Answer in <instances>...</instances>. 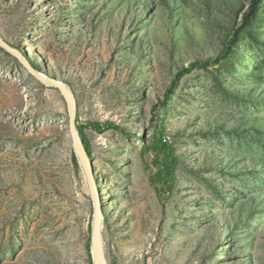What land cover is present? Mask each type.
Instances as JSON below:
<instances>
[{"label": "rangeland", "instance_id": "374dc122", "mask_svg": "<svg viewBox=\"0 0 264 264\" xmlns=\"http://www.w3.org/2000/svg\"><path fill=\"white\" fill-rule=\"evenodd\" d=\"M253 1L0 0L1 35L70 87L80 122L125 131L84 130L108 264H264V0ZM195 61L207 62L172 94ZM160 130L180 159L165 194L144 153ZM74 153L61 89L0 46V264H94L95 203Z\"/></svg>", "mask_w": 264, "mask_h": 264}, {"label": "water", "instance_id": "95a60500", "mask_svg": "<svg viewBox=\"0 0 264 264\" xmlns=\"http://www.w3.org/2000/svg\"><path fill=\"white\" fill-rule=\"evenodd\" d=\"M0 46L4 48L9 53L15 55L30 71L37 77L40 81L46 83L49 86H58L68 105L69 118H70V134L72 138L73 145L75 147V153L78 157V160L83 167L85 174L88 179V184L90 191L92 193L94 203H95V214L93 221V237L91 243V252L93 256L94 264H108L107 255L103 239V230H104V209L101 201V193L99 183L96 178L94 163L92 157L90 156L84 140L80 134L78 128V112L76 100L74 99L72 93L68 91L67 84L48 74H43L38 70L33 64L23 55L21 52L10 44L0 33Z\"/></svg>", "mask_w": 264, "mask_h": 264}, {"label": "trees", "instance_id": "16d2710c", "mask_svg": "<svg viewBox=\"0 0 264 264\" xmlns=\"http://www.w3.org/2000/svg\"><path fill=\"white\" fill-rule=\"evenodd\" d=\"M257 2L258 0H254L252 2V10L256 8ZM235 42L236 41H234L233 44L230 45V48L235 45ZM206 62L207 61H195L191 63L188 67L181 68L176 76V79L173 81V84L171 86V93L172 94L174 93V90L177 88L182 75L186 71H190L191 68L195 66H205ZM168 101H170V98ZM86 127H91L101 133L110 129L119 130L125 133L124 129L114 121H108L105 123H101V122L82 123L78 118V128L91 157L93 156V151H92L91 142L84 132ZM143 139L146 140L145 137H143ZM144 153L151 154L153 157L154 181L156 183L164 184L162 188L158 189L159 193L165 194L166 192H171L173 190V183L176 180L177 168L179 166L180 159L178 155L175 153L174 146L172 145V143L169 142L163 130L158 131L155 135L154 140L148 142L144 146ZM74 161L76 165H79L78 157L75 153H74ZM88 249L89 251H91L90 242L88 244Z\"/></svg>", "mask_w": 264, "mask_h": 264}, {"label": "bare ground", "instance_id": "6f19581e", "mask_svg": "<svg viewBox=\"0 0 264 264\" xmlns=\"http://www.w3.org/2000/svg\"><path fill=\"white\" fill-rule=\"evenodd\" d=\"M31 62V61H30ZM44 75L46 74V73H43ZM67 87H68V91H70V93H72V91L70 90V87L67 85ZM73 95V94H72ZM99 183V182H98Z\"/></svg>", "mask_w": 264, "mask_h": 264}, {"label": "built area", "instance_id": "2783aa9c", "mask_svg": "<svg viewBox=\"0 0 264 264\" xmlns=\"http://www.w3.org/2000/svg\"><path fill=\"white\" fill-rule=\"evenodd\" d=\"M168 139V138H167Z\"/></svg>", "mask_w": 264, "mask_h": 264}]
</instances>
